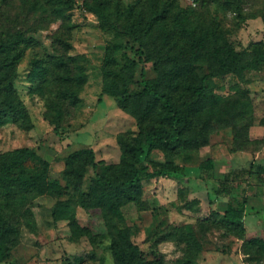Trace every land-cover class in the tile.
<instances>
[{"label": "rangeland", "instance_id": "rangeland-1", "mask_svg": "<svg viewBox=\"0 0 264 264\" xmlns=\"http://www.w3.org/2000/svg\"><path fill=\"white\" fill-rule=\"evenodd\" d=\"M84 1L74 0L61 16L28 13L21 0L9 1L15 7L14 23L36 41L17 66L14 82L33 127L26 130L10 120L0 125V155L28 148L49 163V171L45 189L0 187V226L6 223L17 234L16 245L0 264H115L111 246L121 229L146 260L160 264H184L186 252L195 250L193 239L202 245L194 264H264L262 250L243 244L222 218L229 203L243 207L248 237L264 239V65L243 76L229 73L209 80L206 100L214 107L194 119L189 143L169 157L184 167L183 174L144 180L141 203L129 202L117 215L84 205L96 173L123 160L119 138L139 132L137 116L104 92L106 49L111 47L110 65L131 90L140 91L146 79L156 76L153 61L140 60L134 48H113L124 37L102 26ZM225 2L176 0L163 24L170 30L175 16L195 12V37L217 24L237 51L264 43V0H237L233 9ZM162 6L150 0H116L109 10L123 21L129 8L147 18ZM157 37L155 33L152 39ZM60 40L70 43L67 54L76 58L85 77L78 103L63 109L53 85L33 92L30 81L34 61L63 54ZM189 41L188 36L177 41L174 55L180 64L202 50L194 52ZM205 52L193 61L194 74L199 64L207 68ZM193 77H184L173 94L178 103L187 97L183 88ZM81 148L93 149L98 168L88 167L80 185L73 186L65 174L66 158ZM151 158L165 161L166 156L155 150ZM208 163L212 166L201 168ZM223 185L229 195L218 194ZM178 226L186 228L175 232Z\"/></svg>", "mask_w": 264, "mask_h": 264}, {"label": "trees", "instance_id": "trees-1", "mask_svg": "<svg viewBox=\"0 0 264 264\" xmlns=\"http://www.w3.org/2000/svg\"><path fill=\"white\" fill-rule=\"evenodd\" d=\"M9 1L0 0V125L10 120L19 127L30 130L33 127L31 117L17 94L14 82L17 66L36 41L21 32V28L19 30L14 23L11 13L15 7H11ZM21 1L25 10L28 9V13L48 12L55 16H61L74 4V0ZM114 1L116 0H85L84 4L98 17L102 26L110 27L124 37V40L114 44L113 48H134L140 60L153 61L156 73L155 77L144 81L140 91H133L122 74L112 69L111 47L106 49L103 66L104 92L116 98L120 106L137 116L139 132L135 137L122 135L119 138L124 153L123 160L117 165L106 166L102 172L96 173L84 205L102 208L110 214L117 215L120 213V208L127 203H141L144 180L156 177L170 178L185 172L184 167L174 163L169 157L189 143L187 134L194 119L203 110L214 107V105L208 106L209 101L206 100L209 80L229 73L243 76L248 71L259 69L264 65V43L258 42L252 49L237 51L223 37L217 24L211 28H202L206 31L195 37L194 31L197 27L191 25L196 17L195 12H181L175 16L169 30L163 24V20L168 17V7L174 5L176 0H150L152 5L161 2L163 6L161 10H152L147 18L141 15L135 16L134 10L129 8L125 12L126 18L123 21L119 16L113 18L110 15L109 9ZM236 1L226 0L225 3L228 8L233 9ZM155 33L159 38L152 39ZM185 36L189 37L188 45L194 52L200 48L202 50L197 54L196 59L180 64L174 53L178 46L177 41ZM58 43L63 48V54L45 55L43 61H34L30 81L33 92H42L53 85L59 99V109H63L67 105L74 106L78 103L77 91L85 82V77L76 63V58L67 54L71 49L70 43L64 40ZM209 47L211 48L205 52ZM203 52L207 56V68L203 70L199 64L200 71L194 74L196 67L193 61L200 60ZM192 76L193 79L183 88L187 92V97L182 98L178 103L173 94L179 91L184 77L192 78ZM235 142H238L236 137ZM155 150H161L165 154V161L151 158ZM66 163L65 174L69 184L73 186L80 185L88 167L98 168L92 148H81L71 152L66 158ZM210 166L212 163L202 165L201 168ZM261 170L264 171L262 167ZM48 171L49 163L28 148L0 155V187H21L31 191L36 190V186L40 185L45 189ZM223 186L217 191L218 194L229 195L228 187ZM244 212L243 207L238 208L229 203L222 215L223 223L226 228L239 236L237 237L243 241V244L260 248L264 253V239L246 238V225L242 219ZM184 228L186 227L178 226L173 230L177 232ZM193 240L195 250L186 252L184 264H194L202 250L201 243L196 239ZM16 243V232L6 223L2 224L0 263L9 257ZM111 248L115 264H160L158 261L145 259L143 252L132 241L126 229L118 232Z\"/></svg>", "mask_w": 264, "mask_h": 264}, {"label": "crops", "instance_id": "crops-1", "mask_svg": "<svg viewBox=\"0 0 264 264\" xmlns=\"http://www.w3.org/2000/svg\"><path fill=\"white\" fill-rule=\"evenodd\" d=\"M246 225V224H245ZM254 237V236H253ZM253 237H248V234H247V227H246V238L247 239H250V238H253Z\"/></svg>", "mask_w": 264, "mask_h": 264}]
</instances>
